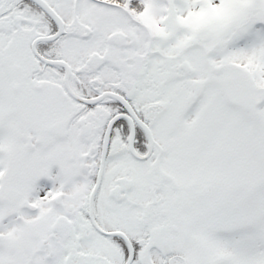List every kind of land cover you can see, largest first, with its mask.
Returning <instances> with one entry per match:
<instances>
[{
	"label": "snow or ice",
	"instance_id": "1",
	"mask_svg": "<svg viewBox=\"0 0 264 264\" xmlns=\"http://www.w3.org/2000/svg\"><path fill=\"white\" fill-rule=\"evenodd\" d=\"M0 264H264V0H0Z\"/></svg>",
	"mask_w": 264,
	"mask_h": 264
}]
</instances>
